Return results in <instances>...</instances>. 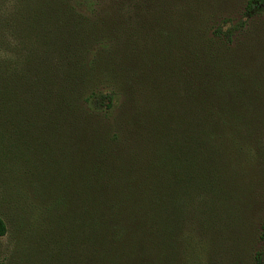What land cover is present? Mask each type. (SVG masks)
I'll use <instances>...</instances> for the list:
<instances>
[{
  "label": "trees",
  "instance_id": "obj_1",
  "mask_svg": "<svg viewBox=\"0 0 264 264\" xmlns=\"http://www.w3.org/2000/svg\"><path fill=\"white\" fill-rule=\"evenodd\" d=\"M203 9L0 0V168L20 175L49 232L70 238L65 263L183 264L238 251L219 211L234 201L230 176L261 100L264 0H247L238 19ZM115 54H137L128 70L152 80L146 103L134 79H105ZM262 232L253 264H264V221Z\"/></svg>",
  "mask_w": 264,
  "mask_h": 264
},
{
  "label": "rangeland",
  "instance_id": "obj_2",
  "mask_svg": "<svg viewBox=\"0 0 264 264\" xmlns=\"http://www.w3.org/2000/svg\"><path fill=\"white\" fill-rule=\"evenodd\" d=\"M246 1L201 0V6L204 7L203 13L216 11L217 15L231 14L238 19L241 17L243 11L241 9ZM183 15L184 21L186 12ZM180 22L182 25L183 22ZM263 32L255 28L251 37L257 39ZM254 39L252 40L256 41ZM259 50L264 57L262 45H259ZM107 59L109 63L103 64L105 79H134V85H140L136 92L139 90L141 94L137 96L141 102L146 103L145 96L151 93L148 89L152 80L143 75L145 73L143 68H139L140 71L136 73L128 70L138 68L140 60L137 59V54L133 58L128 57L126 61L121 60L116 54ZM262 77L263 79H256L262 83V87L257 89L254 86L255 94L261 100L259 105L251 107V110L255 109L254 113L250 114L251 122L248 124V131L252 137L242 147L244 151L234 173L230 176L234 201L229 204L231 208H222L219 211H222L221 215L227 218L220 228L221 233L226 231L227 237L237 240L239 249L220 255L213 251L210 254H202L195 263L183 258V264H253L254 256L263 249L261 235L264 221V76ZM141 86L145 92H141ZM22 182L19 174L0 168V218L6 223L8 229L7 234L0 237V264H68L65 260L70 238H62L61 234L49 232L45 217L34 212L35 202L29 190L23 189Z\"/></svg>",
  "mask_w": 264,
  "mask_h": 264
}]
</instances>
